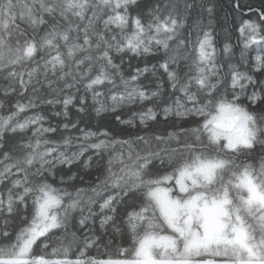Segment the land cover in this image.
I'll list each match as a JSON object with an SVG mask.
<instances>
[{
  "label": "snow or ice",
  "instance_id": "1",
  "mask_svg": "<svg viewBox=\"0 0 264 264\" xmlns=\"http://www.w3.org/2000/svg\"><path fill=\"white\" fill-rule=\"evenodd\" d=\"M215 7L0 0V264H264V0L238 56Z\"/></svg>",
  "mask_w": 264,
  "mask_h": 264
},
{
  "label": "trees",
  "instance_id": "2",
  "mask_svg": "<svg viewBox=\"0 0 264 264\" xmlns=\"http://www.w3.org/2000/svg\"><path fill=\"white\" fill-rule=\"evenodd\" d=\"M216 5L214 16H213V28L215 29L216 34H218L219 42L217 44L218 50L222 47L223 42L230 43L233 45V50L236 51L237 56L239 54V47L241 44L239 43L240 34L238 32V28L243 20L247 19H256L255 9L260 8L261 0H214ZM239 5V7H237ZM251 8V10H250ZM206 15V13H205ZM127 63V60H126ZM138 62L132 61V64L135 66ZM144 65L141 63L140 67ZM134 71V68L131 69ZM3 87V82L0 81V88ZM83 92L74 93L75 96L82 95ZM27 95V94H26ZM22 102L26 103V100H22ZM75 107L69 105L68 116L72 121H79V126L84 128L87 126L92 131H96L97 124L101 122L100 117H105L106 119L103 121L104 123H108L112 127H115V121L112 116L108 113H101L100 117L97 116L96 112L88 107L85 112L78 113L77 108L80 107L79 103L74 99ZM93 103L91 94L87 97V104L91 106ZM43 110L47 112V116L45 118L44 127H48L49 123L53 126H60L62 128V124L67 122L63 116L56 117L52 114L53 109L51 106L43 105ZM63 108L61 104L55 105V111H59ZM165 125L160 124L156 125L155 128L158 131L163 132L165 130ZM103 130V129H101ZM68 134V133H66ZM74 135H79V133H75L74 130L72 132ZM52 138H56L57 134L49 133L48 134ZM79 142H75L72 150H76ZM116 150L119 151V145L116 146ZM91 154V150L85 153V157ZM85 157H82L83 160ZM96 157L93 156V165L88 169H84L82 167H77V165H73V170L78 171L80 174L84 175L85 183L81 184V187H86L88 182H91L95 179V164ZM66 167V166H64ZM0 190H2V186H0ZM95 228L99 230V220L97 219ZM107 239H105V243ZM92 255H100L101 253H97L95 250H92Z\"/></svg>",
  "mask_w": 264,
  "mask_h": 264
}]
</instances>
